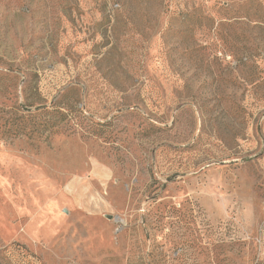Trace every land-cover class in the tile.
<instances>
[{
	"label": "rangeland",
	"instance_id": "1",
	"mask_svg": "<svg viewBox=\"0 0 264 264\" xmlns=\"http://www.w3.org/2000/svg\"><path fill=\"white\" fill-rule=\"evenodd\" d=\"M0 264H264V0H0Z\"/></svg>",
	"mask_w": 264,
	"mask_h": 264
},
{
	"label": "trees",
	"instance_id": "2",
	"mask_svg": "<svg viewBox=\"0 0 264 264\" xmlns=\"http://www.w3.org/2000/svg\"><path fill=\"white\" fill-rule=\"evenodd\" d=\"M50 107L51 110H49V107H43V112L47 116L43 121L29 123L30 126L28 130L30 133L34 131H42L48 136L60 132L59 130H61L62 128L59 124L63 122L65 116V112L62 109L63 106H61L60 104H53V106Z\"/></svg>",
	"mask_w": 264,
	"mask_h": 264
}]
</instances>
